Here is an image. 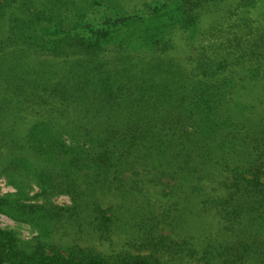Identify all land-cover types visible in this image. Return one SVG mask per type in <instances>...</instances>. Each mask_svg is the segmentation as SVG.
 I'll use <instances>...</instances> for the list:
<instances>
[{
  "label": "trees",
  "instance_id": "trees-1",
  "mask_svg": "<svg viewBox=\"0 0 264 264\" xmlns=\"http://www.w3.org/2000/svg\"><path fill=\"white\" fill-rule=\"evenodd\" d=\"M221 2L130 10L118 0H0L1 174L17 189L0 195V212L40 236L27 243L0 226V264H264V113L235 98L244 74L235 64H260L264 28L236 39L233 52H197L190 70L168 57L177 31L194 32ZM249 72L264 78L263 69ZM32 182L41 201H30ZM207 183L222 194L211 196ZM149 184L177 204L197 197L232 239L173 236L167 226L181 216L143 205ZM55 193L72 203L51 202ZM109 194L122 203H103ZM66 222L104 239L133 224L139 252L52 242Z\"/></svg>",
  "mask_w": 264,
  "mask_h": 264
},
{
  "label": "rangeland",
  "instance_id": "rangeland-1",
  "mask_svg": "<svg viewBox=\"0 0 264 264\" xmlns=\"http://www.w3.org/2000/svg\"><path fill=\"white\" fill-rule=\"evenodd\" d=\"M123 3L128 9H134L144 2L156 0H118ZM163 1V0H162ZM241 0H222L219 5H211L203 14L199 25L192 33L178 30L174 35V49L168 53V57L175 59L183 67L191 69L193 67L192 57L197 52L206 49L209 53L233 52L238 43L236 39H244L247 41L254 36L259 30L264 28V0H256L253 6H241ZM248 45V42H246ZM260 64L247 61V64L236 63V69L244 70L242 76H238L239 82L242 85L236 95V100L246 107H253L254 115L259 116L264 113V78L255 80L251 77L249 69L251 67L263 69L264 58L260 57ZM233 60H236L233 59ZM15 121L18 118H13ZM12 122V121H11ZM11 124L6 127H10ZM18 127L17 124L13 125ZM12 127V125H11ZM10 127V128H11ZM1 148V147H0ZM0 154V195L15 196L17 189L7 178L6 173L1 174L2 167L6 164V150L3 149ZM18 181L27 183L29 178L19 174L16 176ZM146 186V191L141 197V202L144 201L145 206H149L156 213L171 212L173 215H179L180 218L171 222L167 226V231H171L173 236L199 238V241L205 243H214L219 246L226 240H231V236H226L227 233L223 230L224 221L215 209L203 211L199 205L197 197H193L189 201L176 203L175 198L163 197L161 187ZM32 187V189L30 188ZM219 184L207 183L206 191L213 197L222 194L219 190ZM31 202L41 201L37 197L39 187L32 182L27 189ZM102 197V196H101ZM39 199V200H38ZM50 201L58 205H69L72 203L71 195L68 193H55L50 196ZM140 203V201H138ZM103 203H114L115 205L122 203V199L109 194L103 199ZM184 204L186 208L184 209ZM130 222V221H129ZM133 224H128L124 229L116 232L108 239L101 238L89 225H82L77 222H66L57 225L53 232L51 241L58 245H81L83 247H93L100 252L117 255L120 253H138L139 235ZM0 226L4 229L14 232L22 241L27 243H35L39 236V232L33 229L30 225L19 222L5 213L0 212ZM191 238V239H192ZM192 239V240H193ZM194 241V240H193ZM165 258L168 256L165 254Z\"/></svg>",
  "mask_w": 264,
  "mask_h": 264
}]
</instances>
